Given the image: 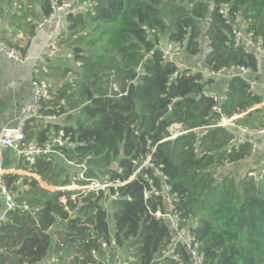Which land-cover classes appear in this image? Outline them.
Segmentation results:
<instances>
[{
  "label": "trees",
  "instance_id": "1",
  "mask_svg": "<svg viewBox=\"0 0 264 264\" xmlns=\"http://www.w3.org/2000/svg\"><path fill=\"white\" fill-rule=\"evenodd\" d=\"M89 1L86 10L68 14L59 36L79 65L59 67L63 77H72L44 102L47 113L64 117V125L27 126V137L40 140L63 126L77 144L64 150L65 159L41 157L33 166L6 152L3 167L23 168L26 174H4L19 195L18 207L0 227V264H40L51 251L57 257L49 264H104L102 240L124 252L131 264H190L191 253L180 242L174 255L166 254L174 233L156 216L158 210L167 212L166 200L144 196L154 187L163 189L156 170L178 194L175 209L199 242L204 264H264V170L239 179L232 170L218 172L253 155L250 141L236 143L241 136L237 125L263 127L264 98L249 80L233 75L226 99L219 101L209 94L214 79L180 69L159 46L168 37L195 56L205 34L209 69L239 66L258 72L259 56L236 46L233 32L241 17L248 30L264 36V0ZM41 3L46 16L50 1ZM224 3H230L228 17L220 13ZM3 11L0 7V17ZM24 19V12L12 16L18 25ZM132 82L138 103L125 95ZM223 115L236 118L237 125H220ZM175 124L185 133L172 137ZM148 153L154 167L143 165ZM67 160L89 165L90 177L122 183L108 195L89 192L85 205L72 213V195L80 190L64 188L73 184L74 167Z\"/></svg>",
  "mask_w": 264,
  "mask_h": 264
},
{
  "label": "built area",
  "instance_id": "2",
  "mask_svg": "<svg viewBox=\"0 0 264 264\" xmlns=\"http://www.w3.org/2000/svg\"><path fill=\"white\" fill-rule=\"evenodd\" d=\"M51 4V11L48 15L44 16L36 24V30H44L46 28H51L49 32L48 41L46 43V48L52 56H58L62 51V46L59 40V36L65 32L67 27V16L69 13L73 12V7L71 4L61 0H49ZM230 3H224L220 8V13L224 17L229 15ZM3 24V20L0 17V27ZM233 40L236 46H243L247 51L255 52L264 62V36L256 34L252 30H248L244 22L237 24L233 32ZM28 41L27 39L21 40L18 43H10L5 36L0 33V51H3L8 58L12 59L18 64H24L32 60V56L27 51ZM160 48L163 50L164 57L169 62H176L185 52V47L179 42L168 41L164 45L160 43ZM211 50L210 45L208 46L206 52ZM178 65V64H177ZM180 69H183L182 65H178ZM204 80L210 78L216 79L221 76L231 77L233 75H240L245 79L249 80L252 84L255 83L254 72L251 68L231 66L223 67L219 70L207 69L201 71ZM178 72L175 73L177 75ZM33 95L32 99L28 102L23 103L19 108V113L15 119V123L10 128H4L0 130V194L4 201V210L0 216V227L2 223L6 220L8 212L14 210L18 207L17 196L18 191L10 187L4 178V160L6 152L12 150L15 155L22 161L25 166H33L37 163L38 159L41 157L47 158L48 160H60L65 159L64 150L66 148H72L77 143L72 139L71 135L67 134L64 127L59 128L53 127L51 131L48 132L45 139L40 140L38 138L27 137V126L33 124L34 122H43L45 124H63L64 117L57 114H49L45 111L44 102L47 99L52 98L53 87L45 81L38 79L33 80ZM264 85V83H263ZM254 90V89H253ZM255 91V90H254ZM256 92V91H255ZM257 93V92H256ZM209 94L214 96L217 100L223 101L226 99L225 95L220 97L215 92L209 89ZM264 105V100H263ZM216 111L221 112L219 104L214 106ZM234 117L228 118L223 115L220 125L226 126H236ZM179 125V124H178ZM174 126V125H173ZM172 133V137L181 135L185 133L184 128L179 125ZM238 129L241 131V136L237 139L236 143L244 144L250 141L253 144V154L257 151V144L252 137V132L258 134H264V126L259 128L249 129L243 125H237ZM151 153H148L143 165L148 166L154 165L150 162ZM67 163L74 167L72 173L73 184L71 186L64 187L66 189H79L80 192L72 195V199L75 200V207L71 211L72 213H78L80 209L85 205L83 197L89 192L94 191L95 193L104 192L105 195L111 193V187L117 188L122 182L119 179L115 180H102L100 178H93L88 175L89 165L86 163H78L77 161L67 160ZM157 174L163 178V189L158 190L157 188H152L146 190L144 193L145 198L151 197L153 194L156 196H163L166 200L168 210L167 212H162L158 210L156 216L158 218L165 219L174 233V239L168 244L166 249V254L174 255L177 243H182L191 253V263L190 264H204V256L199 251V242L197 241L195 235L186 227L182 226V220L175 209L174 199L177 198L178 194L171 191V186L166 183L167 177L164 176L159 170H156ZM256 175V174H253ZM148 177V176H147ZM84 181L85 184L77 185ZM153 182V179H150ZM64 204H67L66 196L61 198ZM26 209H29L28 205H25ZM102 248L107 252L103 257L104 264H111L109 259V253L111 249L107 240L101 241ZM92 256L98 261L101 259L97 251H92ZM97 264V263H94ZM118 264H131L127 258V255H123V259Z\"/></svg>",
  "mask_w": 264,
  "mask_h": 264
},
{
  "label": "crops",
  "instance_id": "3",
  "mask_svg": "<svg viewBox=\"0 0 264 264\" xmlns=\"http://www.w3.org/2000/svg\"><path fill=\"white\" fill-rule=\"evenodd\" d=\"M68 2L74 7V11H84L87 8V1L81 2V0H63ZM23 4L18 7L19 2L9 1L1 4L4 9L3 24L0 27V33L12 44L18 43L21 40L27 39V51L33 57L30 62L24 64H18L7 55L0 51V130L4 128H10L14 125V121L19 113L20 106L32 99L33 85L32 82L35 79L45 81L51 85L54 89L60 87L70 77H63L59 67H72L76 68L79 63L75 62L69 54L67 48L62 47V51L58 56H52L46 48L49 32L51 28L44 30H36L34 35H30L31 27L33 24H37L45 16L42 9L41 0H22ZM24 12L25 19L22 24L12 22V16L14 13L22 14ZM30 22V24H28ZM238 24H241V17L237 20ZM204 30L207 28V23L203 24ZM169 41L168 37L161 39V44L164 45ZM202 47L205 48L203 52L198 55H189L186 51L178 59L177 64L182 65L183 68H190L193 72L207 70L206 64V50L210 45L208 37L203 34L201 39ZM259 71L255 73L253 89L264 98V62L260 58ZM228 76H221L214 79V83L210 86V90L222 97L225 95L227 89ZM178 124L171 127V130L179 128ZM252 137L257 144V151L251 155V157L245 159L240 163H228L223 168H218V172H228L230 170L237 172L240 166L258 167L264 163V134H258L252 132ZM4 174L8 172H17L24 174L26 170L16 169L15 167L4 168ZM4 201L0 194V216L4 210ZM56 255L53 251L45 259V262L40 264H49L56 260ZM124 252L117 250H111L109 253V259L111 264H118L122 259Z\"/></svg>",
  "mask_w": 264,
  "mask_h": 264
},
{
  "label": "rangeland",
  "instance_id": "4",
  "mask_svg": "<svg viewBox=\"0 0 264 264\" xmlns=\"http://www.w3.org/2000/svg\"><path fill=\"white\" fill-rule=\"evenodd\" d=\"M9 0H0V2L2 3V4H4V3H6V2H8ZM85 0H81V2H84ZM87 1V7L88 6H90V1L89 0H86ZM10 2V1H9ZM11 2H19L18 3V7L20 6V3L22 2V0H12ZM11 2L9 3L10 4V6H11ZM22 4H23V2H22ZM0 7H1V4H0ZM73 7V6H72ZM73 10H74V7H73ZM73 12H75V11H73ZM67 77H72V75L70 74V75H68ZM69 79V78H68ZM240 116H242V115H240ZM251 166H253V165H251ZM251 166H247V165H244V166H240V168L239 169H237V172H235L234 171V175H235V177L237 178V179H239V178H242L243 176H245L248 172H251L250 174H256L255 176H257V174H259L262 170H264V163H262V165L261 166H258V167H251ZM24 174H26V172L24 173ZM56 254V253H55ZM57 257V255H54V257ZM44 262H45V260H44ZM44 264V263H43Z\"/></svg>",
  "mask_w": 264,
  "mask_h": 264
},
{
  "label": "water",
  "instance_id": "5",
  "mask_svg": "<svg viewBox=\"0 0 264 264\" xmlns=\"http://www.w3.org/2000/svg\"><path fill=\"white\" fill-rule=\"evenodd\" d=\"M205 50L204 47L201 48V52H203ZM136 83L135 82H132L130 85H129V88H128V91L127 93L125 94L126 96H131L133 97V99L135 100L136 103L139 102L138 100V97H137V93H136Z\"/></svg>",
  "mask_w": 264,
  "mask_h": 264
}]
</instances>
